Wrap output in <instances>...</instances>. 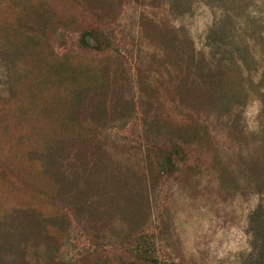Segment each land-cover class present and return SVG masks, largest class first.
<instances>
[{
  "label": "rangeland",
  "instance_id": "1",
  "mask_svg": "<svg viewBox=\"0 0 264 264\" xmlns=\"http://www.w3.org/2000/svg\"><path fill=\"white\" fill-rule=\"evenodd\" d=\"M261 193L264 0H0V264H264Z\"/></svg>",
  "mask_w": 264,
  "mask_h": 264
},
{
  "label": "trees",
  "instance_id": "2",
  "mask_svg": "<svg viewBox=\"0 0 264 264\" xmlns=\"http://www.w3.org/2000/svg\"><path fill=\"white\" fill-rule=\"evenodd\" d=\"M228 13L229 11H226L224 14L226 15ZM86 45L90 46L89 43H87ZM167 162L168 161H164V163H167ZM261 196H262L261 198L262 202H260V204L251 213V221H263L264 219V199H263L264 193H261Z\"/></svg>",
  "mask_w": 264,
  "mask_h": 264
}]
</instances>
